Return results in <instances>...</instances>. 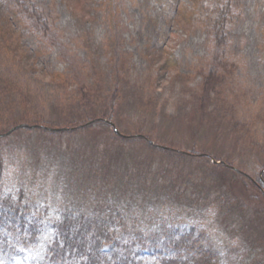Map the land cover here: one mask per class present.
Segmentation results:
<instances>
[{
	"label": "rangeland",
	"instance_id": "obj_1",
	"mask_svg": "<svg viewBox=\"0 0 264 264\" xmlns=\"http://www.w3.org/2000/svg\"><path fill=\"white\" fill-rule=\"evenodd\" d=\"M25 1L49 31L0 1L1 198L25 220L103 211L152 259L194 226L264 262V0H225L217 73L222 0Z\"/></svg>",
	"mask_w": 264,
	"mask_h": 264
},
{
	"label": "trees",
	"instance_id": "obj_2",
	"mask_svg": "<svg viewBox=\"0 0 264 264\" xmlns=\"http://www.w3.org/2000/svg\"><path fill=\"white\" fill-rule=\"evenodd\" d=\"M10 1L15 6L12 10L14 17L21 19L22 14L28 13L31 27L39 33H48L49 28L37 30L40 20L37 13L30 12L31 2ZM222 1L221 5L214 2L216 5L210 12L213 21L210 40L214 56L207 71L211 68V73H217L214 71L222 66V61L232 59L226 51L224 39L228 3ZM214 202L219 210H224L225 203H228L216 198ZM27 209L28 206L21 202V195L16 201L9 196L2 199L0 194V264H264L256 257L255 249H250L242 260H222L213 246L204 240V232L197 231L194 226L170 240L173 254L152 259L138 248L141 240L121 237L120 228L125 220L120 216V220H114L103 211L85 214L71 210L55 211L48 216L45 211L40 214L39 210L32 214L30 220H25ZM108 243L114 246L112 253L103 249Z\"/></svg>",
	"mask_w": 264,
	"mask_h": 264
},
{
	"label": "water",
	"instance_id": "obj_3",
	"mask_svg": "<svg viewBox=\"0 0 264 264\" xmlns=\"http://www.w3.org/2000/svg\"><path fill=\"white\" fill-rule=\"evenodd\" d=\"M16 128H18V127H16ZM114 132H115V133H118V131H117V129H116V128L114 129Z\"/></svg>",
	"mask_w": 264,
	"mask_h": 264
}]
</instances>
